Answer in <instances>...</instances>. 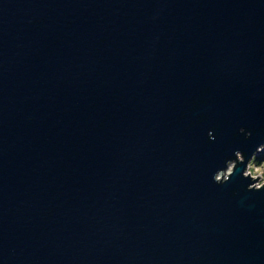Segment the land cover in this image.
Here are the masks:
<instances>
[{
  "label": "water",
  "instance_id": "1",
  "mask_svg": "<svg viewBox=\"0 0 264 264\" xmlns=\"http://www.w3.org/2000/svg\"><path fill=\"white\" fill-rule=\"evenodd\" d=\"M261 143L264 0H0V264H264Z\"/></svg>",
  "mask_w": 264,
  "mask_h": 264
},
{
  "label": "clouds",
  "instance_id": "2",
  "mask_svg": "<svg viewBox=\"0 0 264 264\" xmlns=\"http://www.w3.org/2000/svg\"><path fill=\"white\" fill-rule=\"evenodd\" d=\"M240 131H243V129H240ZM208 135L212 138L211 131H209ZM244 135L245 137H248L250 133L245 132ZM261 152H264V143L257 145L245 162L244 154L240 150H234V158H228L225 160L224 166L222 168H218L212 174L213 182L217 185L225 184L230 180L237 169V166L239 164H243L244 167L240 171V175L242 178L250 181L246 184V189L256 191L264 189V156L257 159V154Z\"/></svg>",
  "mask_w": 264,
  "mask_h": 264
},
{
  "label": "trees",
  "instance_id": "3",
  "mask_svg": "<svg viewBox=\"0 0 264 264\" xmlns=\"http://www.w3.org/2000/svg\"><path fill=\"white\" fill-rule=\"evenodd\" d=\"M261 156H264V152H261L257 155V159L261 158Z\"/></svg>",
  "mask_w": 264,
  "mask_h": 264
},
{
  "label": "rangeland",
  "instance_id": "4",
  "mask_svg": "<svg viewBox=\"0 0 264 264\" xmlns=\"http://www.w3.org/2000/svg\"><path fill=\"white\" fill-rule=\"evenodd\" d=\"M258 154H259V153H258ZM258 154H257V155H258Z\"/></svg>",
  "mask_w": 264,
  "mask_h": 264
}]
</instances>
